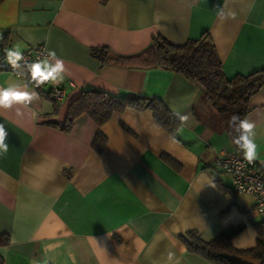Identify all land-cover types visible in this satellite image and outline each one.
Segmentation results:
<instances>
[{"label":"crops","instance_id":"obj_1","mask_svg":"<svg viewBox=\"0 0 264 264\" xmlns=\"http://www.w3.org/2000/svg\"><path fill=\"white\" fill-rule=\"evenodd\" d=\"M208 32L227 78L264 68V0H5L0 4V42L21 51L43 46L66 67L55 86L62 98H38L27 107L0 109L8 152L0 156V247L3 264H211L189 253L188 232L204 241L242 226L231 240L246 250L264 240V217L253 196L232 190L216 168L221 153L237 154L224 132L207 121L201 89L180 74L136 65L102 63L135 56L156 36L173 44ZM6 48V49H7ZM0 71V86L24 83ZM93 89L123 98L135 95L189 114L172 136L151 111L125 109L98 126L87 115L68 133L61 124L69 105ZM56 105V113L54 108ZM256 125L258 171L264 176V85L248 103ZM179 120V119H178ZM105 138L101 151L93 143ZM174 137V138H173ZM168 159L173 160L176 167ZM262 234H260V232ZM243 264H259L249 257Z\"/></svg>","mask_w":264,"mask_h":264},{"label":"trees","instance_id":"obj_2","mask_svg":"<svg viewBox=\"0 0 264 264\" xmlns=\"http://www.w3.org/2000/svg\"><path fill=\"white\" fill-rule=\"evenodd\" d=\"M5 0H0V4ZM3 38L0 42L1 54L5 55L7 48ZM95 57L102 56V63H114L119 65H136L145 69H161L180 74L188 81L196 84L201 89L200 103L212 113L207 121L215 129L224 132L232 143V137L236 135L229 127V119L233 115L245 119L249 107V99L264 85V68L248 75H236L227 78L223 73L221 62L215 50V46L208 34L203 32L198 39L187 40L183 44H173L162 36H156L149 45L139 54L128 57H109L106 49H94ZM41 85L36 90L40 95L50 97L51 87L43 91ZM136 111L149 110L157 124L172 136L180 124L162 104L153 98H141L128 95L118 98L102 91L88 89L72 101L67 110L65 120L61 124L49 123L58 127L62 132L71 131L76 118L85 114L98 126L108 121L114 114L121 113L125 109ZM56 105L54 112L56 113ZM105 138L100 134L96 137L93 147L101 151ZM169 163L177 166L173 160ZM242 230V226H232L224 229L217 237L210 241H204L196 232H188L182 237L187 251L195 254L211 264H243L237 258L249 257L264 264V240L258 239L256 245L246 250H237L232 244V238ZM262 234L261 231H259ZM8 245V236L0 234V247ZM0 264L3 260L0 257Z\"/></svg>","mask_w":264,"mask_h":264},{"label":"clouds","instance_id":"obj_3","mask_svg":"<svg viewBox=\"0 0 264 264\" xmlns=\"http://www.w3.org/2000/svg\"><path fill=\"white\" fill-rule=\"evenodd\" d=\"M5 56L12 69L20 68L19 62L24 60V55L19 45L5 49ZM26 69L29 74V80L27 82L10 83L6 87L0 86V109L10 110L17 107L18 110V106L27 107L31 105L38 98V93L34 89L30 90V85L34 84L36 88L46 83L58 86L64 81L66 74L65 63L57 56L55 51H49L46 57L27 63ZM175 115L178 117L182 126L190 119L189 114H180L177 112ZM228 123L229 127L236 133L232 137V143L242 152L243 159L247 163L252 164L259 156L255 142V123L247 118L241 119L237 115L231 116ZM7 137L8 132L5 125L0 123V156L5 155L9 150V144L6 143ZM167 262L168 264H180L175 253L171 251L167 254ZM32 264H36V261H32ZM73 264H75L74 258Z\"/></svg>","mask_w":264,"mask_h":264},{"label":"built area","instance_id":"obj_4","mask_svg":"<svg viewBox=\"0 0 264 264\" xmlns=\"http://www.w3.org/2000/svg\"><path fill=\"white\" fill-rule=\"evenodd\" d=\"M22 53L24 60L19 62L20 68L12 69L0 49V71L12 73L16 77L27 78L29 74L26 64L47 56L43 46L29 47ZM51 94L55 100L62 98V91L55 86L51 87ZM216 168L229 177L234 192L254 197L255 212L264 217V176L258 171L256 162L249 164L237 154L221 153L216 159Z\"/></svg>","mask_w":264,"mask_h":264}]
</instances>
